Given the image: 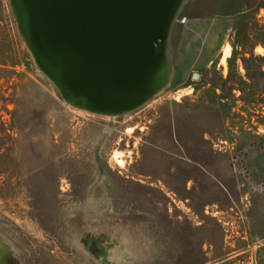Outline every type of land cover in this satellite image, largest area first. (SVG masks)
I'll list each match as a JSON object with an SVG mask.
<instances>
[{"label": "rangeland", "instance_id": "rangeland-1", "mask_svg": "<svg viewBox=\"0 0 264 264\" xmlns=\"http://www.w3.org/2000/svg\"><path fill=\"white\" fill-rule=\"evenodd\" d=\"M10 2L2 264H264V0H184L168 77L120 114L66 101Z\"/></svg>", "mask_w": 264, "mask_h": 264}, {"label": "water", "instance_id": "water-1", "mask_svg": "<svg viewBox=\"0 0 264 264\" xmlns=\"http://www.w3.org/2000/svg\"><path fill=\"white\" fill-rule=\"evenodd\" d=\"M10 1L35 62L72 105L120 114L169 75L170 26L184 0Z\"/></svg>", "mask_w": 264, "mask_h": 264}, {"label": "built area", "instance_id": "built-area-1", "mask_svg": "<svg viewBox=\"0 0 264 264\" xmlns=\"http://www.w3.org/2000/svg\"><path fill=\"white\" fill-rule=\"evenodd\" d=\"M187 19V16L186 15H182L180 18H179V21L180 22H185Z\"/></svg>", "mask_w": 264, "mask_h": 264}]
</instances>
